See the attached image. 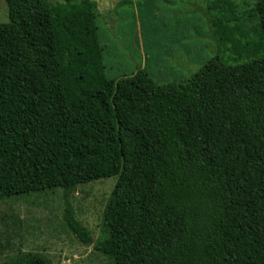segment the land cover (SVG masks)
<instances>
[{
    "label": "trees",
    "instance_id": "16d2710c",
    "mask_svg": "<svg viewBox=\"0 0 264 264\" xmlns=\"http://www.w3.org/2000/svg\"><path fill=\"white\" fill-rule=\"evenodd\" d=\"M5 1L0 199L60 188L69 231L113 264H264V0L250 28L230 0L212 2L228 57L179 84L143 69L108 78L93 0ZM114 176L107 238L93 243L71 196Z\"/></svg>",
    "mask_w": 264,
    "mask_h": 264
},
{
    "label": "rangeland",
    "instance_id": "374dc122",
    "mask_svg": "<svg viewBox=\"0 0 264 264\" xmlns=\"http://www.w3.org/2000/svg\"><path fill=\"white\" fill-rule=\"evenodd\" d=\"M214 1L97 0V35L107 77L127 78L143 69L159 84H179L216 54L226 59L228 54L218 52L209 33ZM230 1L237 14L246 17L247 27H254L253 1ZM8 22L6 1L0 0V24ZM247 61L241 57L230 63ZM116 181L114 176L80 185L71 196L72 215L93 243L107 238L102 216ZM62 195L57 188L0 199V264L27 256L48 264H113L112 257L83 246L69 231L61 215Z\"/></svg>",
    "mask_w": 264,
    "mask_h": 264
},
{
    "label": "crops",
    "instance_id": "0c3cea01",
    "mask_svg": "<svg viewBox=\"0 0 264 264\" xmlns=\"http://www.w3.org/2000/svg\"><path fill=\"white\" fill-rule=\"evenodd\" d=\"M95 2H96V4H97V8H98V4H99V3L97 2V0H95ZM137 70H138V69H137ZM134 73H136V71L133 72L132 75H133ZM132 75H131V76H132ZM116 80H119V79H116Z\"/></svg>",
    "mask_w": 264,
    "mask_h": 264
}]
</instances>
